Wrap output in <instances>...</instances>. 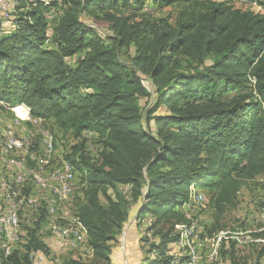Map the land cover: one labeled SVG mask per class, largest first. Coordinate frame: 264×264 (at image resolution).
I'll return each instance as SVG.
<instances>
[{
    "label": "trees",
    "instance_id": "trees-1",
    "mask_svg": "<svg viewBox=\"0 0 264 264\" xmlns=\"http://www.w3.org/2000/svg\"><path fill=\"white\" fill-rule=\"evenodd\" d=\"M150 1L180 7L175 25L137 20L129 7L141 10L145 0L54 2L48 44L43 13L51 5L43 1L20 12L14 30L0 22V101L26 105L30 116L82 140L61 158L79 186L75 210L91 255L63 264H111L131 209L137 225L147 222L145 233L159 237L145 238L142 263L170 264L175 225L190 222L181 208L190 186L218 209L264 174V15L229 0ZM83 13L105 20L110 33L99 34ZM130 45L135 68L117 56ZM137 72L150 78L152 93ZM85 132L100 144L94 156ZM44 218L39 212L23 225L24 242L5 264H31L32 250L47 253ZM224 228L216 219L204 229L211 236ZM225 248L230 264H240L234 243ZM263 251L250 264H262Z\"/></svg>",
    "mask_w": 264,
    "mask_h": 264
},
{
    "label": "built area",
    "instance_id": "built-area-1",
    "mask_svg": "<svg viewBox=\"0 0 264 264\" xmlns=\"http://www.w3.org/2000/svg\"><path fill=\"white\" fill-rule=\"evenodd\" d=\"M38 0H0V22L3 30L16 27L22 11L32 9ZM51 5L43 13L47 21L45 43L50 42L51 25L55 22L53 3L59 0H40ZM246 9L264 15V0H244ZM21 108L20 114L15 110ZM91 135L85 132L83 136ZM79 186L69 161L55 156V139L43 119L32 117L26 105L10 106L0 101V264L8 262L14 250L24 242V224L34 214L44 213L42 232L49 233L64 250L84 251L91 255L86 229L75 210ZM190 198L182 204L190 222L175 225L178 255L170 264H198L205 242L212 243L209 260L216 257L222 245L234 243L236 248L264 245V197L260 196L251 209L226 228L203 236L205 227L193 224L188 209L205 207V196L193 185ZM31 264L50 263L44 253H28ZM55 264L63 261L55 259ZM143 264V263H140Z\"/></svg>",
    "mask_w": 264,
    "mask_h": 264
},
{
    "label": "rangeland",
    "instance_id": "rangeland-1",
    "mask_svg": "<svg viewBox=\"0 0 264 264\" xmlns=\"http://www.w3.org/2000/svg\"><path fill=\"white\" fill-rule=\"evenodd\" d=\"M146 4L143 7V9L139 10L136 4L134 6L130 5L129 9L130 12H133L134 15L137 16V20H140L143 17H146L149 19L150 22L159 23L163 20H166L169 24L175 25L177 20L180 18V7H177L175 5H167L163 7H158L157 5L153 4L150 0H145ZM214 1H223V0H214ZM231 4L239 9H246L245 1L244 0H229ZM87 24H90L94 27V29L101 34L102 36L105 34H109L108 30V24L105 20L100 18H95L90 15H87L86 13H83L81 16ZM135 52L134 45L130 46H123V48L118 49L117 56L119 57L121 62H125L127 65H129L132 68H135L134 62H133V55ZM210 57L206 59V63H210ZM76 61V57H70L68 58V63L70 65H74ZM195 65V64H193ZM184 67L189 69V66L184 62ZM138 76H140L141 81L151 93L154 90L153 84L150 80V78L146 75H142L140 72H137ZM233 94V92H231ZM163 112V110H159L158 113ZM48 128H51V132L53 134V137L55 139V156L61 157L62 153H65V151H69L70 147L73 145H76L80 143L82 140L74 138L71 133L69 132H62L59 129H57L56 125L53 123V121L45 122ZM49 128V129H50ZM82 138L85 139V149L86 151L91 155L94 156L97 154L100 144L98 143V140L96 138H91L89 136H83ZM199 192L203 194V196L206 195L203 192V190L199 189ZM260 196L264 197V174L261 176H258L256 179L248 181L247 184H244L243 187L240 188V190L237 193V199L234 203H229L228 205H223L219 207L218 209L213 208L211 202H206L207 204L205 207L197 205L193 208L188 209V214L192 216L193 224H196L198 227L203 226L206 229L209 227L210 224L217 220H220L222 224H224V227L229 226L230 224L236 223L240 217H242L246 212H248L251 207L253 206V203L255 201H258ZM209 198V196H207ZM206 198V201H208ZM134 211L131 209L129 214V219L127 223L124 226V229L120 235V239L117 243H114L112 245V256L115 254H121L123 258L127 256L131 257V262L134 264H140L145 259L146 252L149 248V243L145 241V238H149L150 241H157L158 236L154 235L152 231L149 233H145V228L147 225V222L145 225L138 226L135 219L133 218ZM27 222L25 225L30 224L32 220L28 218L26 220ZM42 237L45 240L47 244V253H45V256L47 259L52 262V264H55L56 260L63 261L64 259H67L68 257H74L79 258L83 260L84 262H88L89 255L86 254L84 251H72V250H64L62 249L57 240L53 236H51L48 232L44 233L42 232ZM204 237L207 236L206 234L203 235ZM210 237V236H207ZM211 238V237H210ZM204 248L201 251L202 258L199 260L198 264H230L231 258L228 256L227 252H225V249L218 250L217 255L213 260H209V251L211 249L212 243L209 241V243L205 242ZM171 252L175 255H178V249L174 245V243L170 244ZM264 250V245L260 244L257 246H250V248H235V254L239 257V263L240 264H250V262H254L257 258V254L260 250ZM50 249V251H49ZM130 255V256H129ZM126 256V258H127ZM261 263L264 264V251L263 256L261 257ZM47 264H50L49 262Z\"/></svg>",
    "mask_w": 264,
    "mask_h": 264
},
{
    "label": "crops",
    "instance_id": "crops-1",
    "mask_svg": "<svg viewBox=\"0 0 264 264\" xmlns=\"http://www.w3.org/2000/svg\"><path fill=\"white\" fill-rule=\"evenodd\" d=\"M121 255H122V253L121 254H115L113 256L111 254L110 255V257L112 259L111 260V264H134V263L131 262V257L129 258L127 256V254H126L127 258H126V256L123 258V256H121ZM50 264H52L51 261H50Z\"/></svg>",
    "mask_w": 264,
    "mask_h": 264
},
{
    "label": "bare ground",
    "instance_id": "bare-ground-1",
    "mask_svg": "<svg viewBox=\"0 0 264 264\" xmlns=\"http://www.w3.org/2000/svg\"><path fill=\"white\" fill-rule=\"evenodd\" d=\"M15 110L20 114L21 110H18V109H16V108H15Z\"/></svg>",
    "mask_w": 264,
    "mask_h": 264
}]
</instances>
